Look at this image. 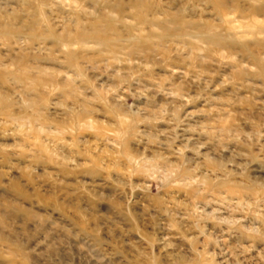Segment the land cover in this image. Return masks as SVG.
<instances>
[{"label":"rangeland","instance_id":"374dc122","mask_svg":"<svg viewBox=\"0 0 264 264\" xmlns=\"http://www.w3.org/2000/svg\"><path fill=\"white\" fill-rule=\"evenodd\" d=\"M0 264H264V0H0Z\"/></svg>","mask_w":264,"mask_h":264},{"label":"bare ground","instance_id":"6f19581e","mask_svg":"<svg viewBox=\"0 0 264 264\" xmlns=\"http://www.w3.org/2000/svg\"><path fill=\"white\" fill-rule=\"evenodd\" d=\"M83 35L86 37V34L83 33Z\"/></svg>","mask_w":264,"mask_h":264}]
</instances>
